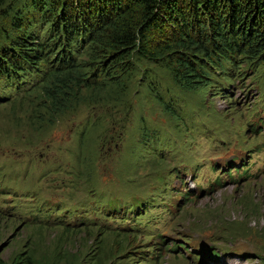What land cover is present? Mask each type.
Listing matches in <instances>:
<instances>
[{
    "label": "rangeland",
    "instance_id": "rangeland-1",
    "mask_svg": "<svg viewBox=\"0 0 264 264\" xmlns=\"http://www.w3.org/2000/svg\"><path fill=\"white\" fill-rule=\"evenodd\" d=\"M240 70L188 91L143 62L53 117L0 82V264H264V65Z\"/></svg>",
    "mask_w": 264,
    "mask_h": 264
},
{
    "label": "trees",
    "instance_id": "trees-1",
    "mask_svg": "<svg viewBox=\"0 0 264 264\" xmlns=\"http://www.w3.org/2000/svg\"><path fill=\"white\" fill-rule=\"evenodd\" d=\"M25 1L36 13L15 16L0 5L10 26L0 31V82L6 90L38 78L36 100L50 117L78 104L84 89L109 80L127 88L143 62L163 64L173 85L188 91L264 65V0H131L137 12L123 5L130 0Z\"/></svg>",
    "mask_w": 264,
    "mask_h": 264
}]
</instances>
